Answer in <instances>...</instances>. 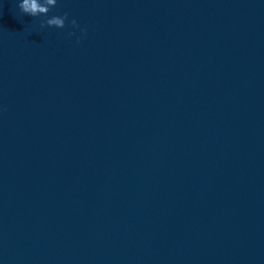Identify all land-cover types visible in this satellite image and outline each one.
I'll return each mask as SVG.
<instances>
[{"label": "water", "instance_id": "95a60500", "mask_svg": "<svg viewBox=\"0 0 264 264\" xmlns=\"http://www.w3.org/2000/svg\"><path fill=\"white\" fill-rule=\"evenodd\" d=\"M19 2L0 264H264V0Z\"/></svg>", "mask_w": 264, "mask_h": 264}, {"label": "clouds", "instance_id": "9594fccd", "mask_svg": "<svg viewBox=\"0 0 264 264\" xmlns=\"http://www.w3.org/2000/svg\"><path fill=\"white\" fill-rule=\"evenodd\" d=\"M57 4V0H20L18 7L20 11L26 15L36 17L39 15L47 16V14L54 8ZM68 14L64 13L63 15H52L46 20L41 22V27L47 25L49 27L64 28L65 22L67 20ZM73 27H79L77 21L73 19L71 21ZM82 32H86V29H81ZM73 32H69L68 35H73ZM79 42V37L77 38Z\"/></svg>", "mask_w": 264, "mask_h": 264}]
</instances>
